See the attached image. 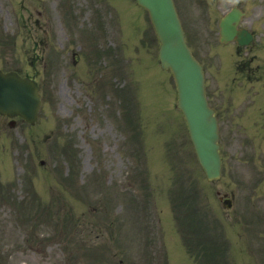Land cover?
<instances>
[{
  "label": "rangeland",
  "instance_id": "374dc122",
  "mask_svg": "<svg viewBox=\"0 0 264 264\" xmlns=\"http://www.w3.org/2000/svg\"><path fill=\"white\" fill-rule=\"evenodd\" d=\"M66 1L76 17L75 24L82 23L73 32L68 27L73 22L70 12L65 14V21L61 14ZM95 2L100 15L94 16L93 3L84 0H0V67L16 64L24 70V57L40 54L36 65L42 94L35 126L18 127L24 134L16 136L18 163H13V172L15 177L17 171L24 175L23 169L31 167V189L13 183L14 208L7 209L5 214L0 210V264H165L156 252L158 226L172 222L180 232L183 220L189 218L191 230L200 227L197 213L189 208L196 200L195 206L201 209L202 203L197 198L204 199L207 183L186 134L173 119L170 122L163 117L164 111L160 112V105L166 109L174 101L175 92L172 94L171 88L161 81L167 79L168 73L147 59L157 48L149 20L146 16V21L133 17L132 13L144 11L132 0ZM182 2L178 0L183 26L189 27V44L202 51L204 41H201L206 34L209 38L212 35L217 9L207 4L209 11L205 15L189 2L187 16V0L183 6ZM198 2L202 4L203 0ZM93 19L103 28L102 47L108 46L109 35L114 66L122 78L115 75L114 68L103 69L99 56L92 62V83L86 85L73 76L74 69L86 64L87 58L75 60L77 43L71 41L70 34L77 38L78 33L96 44L101 39L99 28L87 29ZM82 25L89 31L83 32ZM135 28L136 33L129 35ZM127 41L130 48L136 45L140 54L129 49ZM80 44L85 51L90 48L86 42ZM97 49L101 54L102 48ZM75 54L79 55L77 51ZM78 74L88 79L82 69ZM125 82L127 85L121 89ZM257 84L263 87L262 82ZM122 92L134 128L130 120H120L117 114L125 108ZM167 112L169 116L172 114L171 110ZM27 139H32L30 147ZM165 140L169 141L166 145ZM224 141V176L218 183L209 184L215 200V191L220 194L232 191L236 180V133L229 127L225 129ZM64 146L69 154L76 151L78 158L76 183L73 179L68 186L60 175L66 171V163L70 166L62 158ZM176 157L181 158V164L175 161ZM42 158L45 164L41 166L38 161ZM45 172L49 173V182L44 179ZM3 177L6 176L1 173L0 178ZM48 186L56 191H49L48 195ZM57 195L61 202L57 201ZM175 196L180 198L176 201ZM237 197L241 198L242 192ZM224 213L235 215L234 211ZM218 225L221 234H231L224 222ZM186 233V241L180 239L188 254L185 247L189 246L186 243L189 232ZM235 237L234 245L245 243V238ZM230 240L223 238L224 249ZM121 243H126V248ZM200 256L190 254L189 259L195 264ZM214 263L219 264L218 259Z\"/></svg>",
  "mask_w": 264,
  "mask_h": 264
},
{
  "label": "water",
  "instance_id": "95a60500",
  "mask_svg": "<svg viewBox=\"0 0 264 264\" xmlns=\"http://www.w3.org/2000/svg\"><path fill=\"white\" fill-rule=\"evenodd\" d=\"M148 9L150 18L161 42L159 60L162 68H170L177 86V107L187 123L199 163L208 179L219 177L220 157L218 153L217 123L208 108L203 89V75L200 65L187 49L172 0H137ZM236 14L221 23L222 35L228 22L235 20ZM2 88L15 87V97L5 98L0 91V111L9 115L19 113L33 122L38 107L37 86L28 79H20L15 74L0 75Z\"/></svg>",
  "mask_w": 264,
  "mask_h": 264
},
{
  "label": "flooded vegetation",
  "instance_id": "af4514ba",
  "mask_svg": "<svg viewBox=\"0 0 264 264\" xmlns=\"http://www.w3.org/2000/svg\"><path fill=\"white\" fill-rule=\"evenodd\" d=\"M252 50L255 51V47L253 46L252 47ZM219 115L222 117V111L219 112ZM250 121V123H256V121L254 119H261V120H264V111H260L259 113L257 114H247L246 115ZM244 118V115H239V119H242ZM1 124H2V119L0 117V131H1Z\"/></svg>",
  "mask_w": 264,
  "mask_h": 264
}]
</instances>
